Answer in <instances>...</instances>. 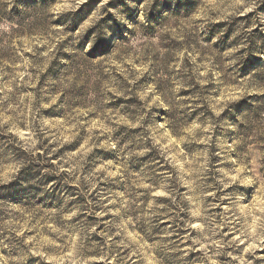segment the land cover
Instances as JSON below:
<instances>
[{
  "label": "rangeland",
  "instance_id": "obj_1",
  "mask_svg": "<svg viewBox=\"0 0 264 264\" xmlns=\"http://www.w3.org/2000/svg\"><path fill=\"white\" fill-rule=\"evenodd\" d=\"M74 2L44 5L61 17L49 35L40 9L21 10L32 0H0V264H264V183H241L253 166L264 176V75L250 94L240 84L264 68V26L233 37L254 12L224 19L213 10L220 0H186L190 13L142 32L113 20L120 43L85 57L72 30L87 35L112 17L93 23L91 10L138 20L155 5ZM201 7L214 19L198 31ZM172 79L188 86L168 109L159 101ZM201 95L227 107L217 117ZM233 109L248 124L205 123L233 122Z\"/></svg>",
  "mask_w": 264,
  "mask_h": 264
},
{
  "label": "clouds",
  "instance_id": "obj_2",
  "mask_svg": "<svg viewBox=\"0 0 264 264\" xmlns=\"http://www.w3.org/2000/svg\"><path fill=\"white\" fill-rule=\"evenodd\" d=\"M51 0H32V3L25 9L23 5H21L22 12L24 11H32L35 9H40L39 15L42 18L47 19V27L46 30L49 31V35L52 34L54 30L50 29V25L52 22L61 20V17L51 15L53 9L49 7H44L45 4L50 3ZM107 0H105V3ZM185 2L186 0H144L145 6L149 7L151 5H155V10L152 17H146L143 14H141L138 18V20H130L128 16L119 9H111V10H105L103 7H98L93 10H91V17L92 22L95 23L97 20H100L103 18V16L108 14V11H112V17L105 22V25L101 27L93 28L92 31L88 32L87 35H84L85 27H80L79 30H72L73 34V41L76 44H80L81 39L83 40V44L81 47L83 48V52L81 55L87 56L90 49L93 48V46H98L99 43L107 41L109 44H119L120 43V37H117L113 31H112V23L113 20L120 25H123L125 28V34L127 32V29L131 28L133 31L142 32L143 29L149 27V25L154 23H159L161 21L169 20L176 18L178 16L184 15L186 13H190L191 8H185ZM87 0H75L74 4L72 5L73 10L79 8L80 4H86ZM125 4L131 5L133 3V0H124ZM197 3V0H192V5L195 6ZM264 0H220V3L215 5L214 11L217 12L218 16H223L224 19H227L229 16H240L244 12H254V15L250 18L252 21L251 26H246L248 24V21H240L237 27L236 32L233 34V37L239 36L242 33L247 34L251 33L252 26H264ZM200 16L202 17L203 22L197 25L198 31H203L206 26L211 23L214 19L213 16L209 15L208 9L206 7H201ZM87 15V14H86ZM85 17H81V20H83ZM66 23L65 27H68L72 21L68 17L63 18ZM215 42V41H213ZM241 47L246 48L247 44L242 43ZM202 49L210 48V45L202 44ZM195 51V49H194ZM240 48H234L230 52L223 53L222 56H230L234 52H239ZM214 55H217L214 53ZM222 56H221V63L214 65V67L218 68L220 71H225L227 67L231 64L236 63L237 60L245 59L248 56V53L245 51L242 56L236 57L235 59L229 61L228 65H223L222 63ZM110 59V58H106ZM262 63H264V55L261 57ZM105 61H97L96 63H103ZM197 75L196 79L199 80L200 77L198 75L199 68L195 69ZM220 71L215 73L217 76H219ZM257 74L264 75V68L257 67L253 69L249 74L248 77L245 80L240 81L241 87L245 88L246 93H251L252 91H255L257 89H250L245 87L248 85L254 77L257 76ZM237 75H240V72L237 70ZM235 76L232 77L233 80H235ZM163 79V78H162ZM188 86V81L186 79H172L166 86L165 90L161 93V96L163 99H160L159 103L162 104L165 108L172 109L174 104H177L179 101L182 100V97L178 95L181 88H184ZM261 91H264V89H259ZM141 99H143V96H141ZM159 99V98H158ZM202 105H207V107L211 108L212 111L216 112L217 117L220 114V111L223 110V108H226L227 105H223L220 107V109H217L215 99L214 97H204L201 95L199 97ZM106 102V101H105ZM145 107L147 105H144ZM159 106V104H158ZM232 112V115L234 117L233 122H228V117H224L223 119L217 120L215 117L209 118L205 123L209 124L212 127H215L217 124H219L222 128L227 127L231 128L233 130L236 129L238 124H248V119L246 116V111H241L239 113L235 112V110H230ZM145 119L144 115H140L138 117V120L140 122H143ZM126 122V121H125ZM238 122V123H237ZM143 126V125H142ZM150 126L148 130H151ZM197 127H199L197 125ZM201 131L203 129L201 128ZM207 142V141H206ZM119 141L112 142L111 138H109V142L105 145V147L113 148L116 147V144H118ZM126 147V146H125ZM224 150L227 151L229 146L227 144L223 145ZM120 151H124V148H121ZM138 154L142 155L143 153H132L129 152V155ZM26 167V164L24 161H21L17 166L16 170L19 171V168ZM49 171V170H45ZM252 176L250 179L247 178H241V183H255V182H262L264 183V176H260L257 174V168L256 166H253L250 169ZM15 177H12L14 179ZM85 179H88L87 177ZM7 182V181H4ZM221 183H224V181H221ZM27 185H25L26 187ZM51 187V185H49ZM237 199H241V196H237ZM74 214V213H73ZM2 264H8L7 260H4Z\"/></svg>",
  "mask_w": 264,
  "mask_h": 264
}]
</instances>
